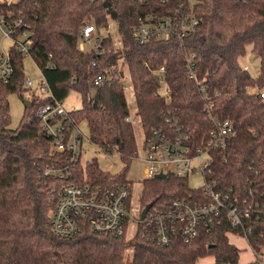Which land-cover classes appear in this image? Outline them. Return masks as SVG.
<instances>
[{
    "label": "trees",
    "instance_id": "trees-1",
    "mask_svg": "<svg viewBox=\"0 0 264 264\" xmlns=\"http://www.w3.org/2000/svg\"><path fill=\"white\" fill-rule=\"evenodd\" d=\"M0 9L22 13L31 33L29 56L54 98L64 102L71 92L81 96V108L70 112L72 127L80 128L85 122L90 142L105 153H117L124 165L121 172L111 174L102 170L96 159L83 165L71 162L67 152L54 151L50 139L41 134L36 115L49 98L37 101L31 96L25 101L29 104H25L20 124L10 128L8 96L15 92L23 96L27 91L23 87L24 56L11 47L14 73L9 83L0 80V264H124L126 234H95L84 224L76 237L61 238L53 235L49 226L54 209L52 190L59 184L109 186L127 181L138 145L133 123L127 122L130 109L125 88L117 80L92 87L95 76L118 67L121 58L145 137L166 128L167 112L173 110L192 141L202 144L213 129L207 109L210 102L203 98L199 82L207 86L213 103L210 112L231 120L235 130L225 149L213 153L208 180L216 181L221 189L233 188V195L247 200H252L250 192L255 194L260 208L245 222L252 228L248 242L256 250L264 247V101L257 92H250L264 89V0H19ZM178 10L201 20L193 33L182 39L137 43L133 29L138 17H170ZM112 18L119 23L121 49L108 33L102 37L103 56L93 49L81 51L83 28L93 23L101 36L102 30L109 31ZM248 47L260 58L257 77L239 62ZM193 55L197 80L190 79L188 72ZM162 67L164 82L158 73ZM164 83L170 103L160 93ZM51 168H68L72 177L46 175ZM201 191L191 189L187 177L144 180L141 207L200 196ZM230 234L244 233L232 227L224 210L191 243L179 239L160 248L138 235L132 264H200L207 257H214L213 264H239L242 250L231 243Z\"/></svg>",
    "mask_w": 264,
    "mask_h": 264
},
{
    "label": "built area",
    "instance_id": "built-area-1",
    "mask_svg": "<svg viewBox=\"0 0 264 264\" xmlns=\"http://www.w3.org/2000/svg\"><path fill=\"white\" fill-rule=\"evenodd\" d=\"M19 0H0V4L14 6ZM167 1V0H163ZM247 1V0H244ZM0 5V8H1ZM201 20L178 10L176 15L155 18L151 15L140 16L133 29V37L138 44L144 45L152 40L182 39L193 33ZM30 29L24 22L21 12L0 9V80L9 83L12 79L14 68L10 61L9 50L11 47L24 57L30 55L32 40ZM95 37V38H94ZM95 40L92 48L98 56H103L106 50L102 47L103 38L98 36L93 23L85 26L81 33L79 49L86 51L85 43ZM8 42V44H7ZM194 55L189 59V78L196 79ZM96 62L93 67H96ZM245 70H249L247 66ZM158 73L164 82V68ZM124 73L118 67L110 71L101 72L92 81V87L98 88L102 84L117 80L122 82ZM33 81L25 79L23 87L27 90L33 87ZM200 91L204 99L210 102L207 109L209 118L213 123L205 136L202 144L196 145L189 130L181 123L180 119L169 110L166 116V128L155 129L146 137L144 154L140 156L137 150L136 160L144 164V180L158 179V175L187 177L201 174L204 185L200 196L190 198H176L161 201L152 205L144 219H139V237L150 245L165 248L177 240L184 243L194 241L202 228L209 227L214 218L219 217L222 211L227 210L231 225L241 229L243 235H235L248 242V234L252 228L245 222L260 208V203L255 194L250 192L252 200L242 198L239 194L233 195L234 189L228 190L218 187L216 181L208 180L213 164V153L225 149L229 139L234 135V124L229 119H221L210 112L213 106L208 88L199 82ZM40 93H32L37 101L49 98L50 101L42 104L36 111L41 122V134L50 139L52 148L56 152L71 154V162L81 161L83 134L80 128L72 127L70 110L63 102L56 100L42 75ZM160 93L171 99L166 84ZM257 93L264 101V89H257ZM127 122H132L131 117ZM55 178L68 179L72 172L68 168H51L45 173ZM132 182H115L107 185H92L89 183L63 182L52 190L54 209L50 216V229L53 235L61 238H74L81 231L84 224H88L95 234L119 237L125 234L126 225L130 215V200ZM231 235V234H230ZM250 246V244H249ZM251 259L243 264H264V247L256 250L251 246ZM241 264V262L239 263Z\"/></svg>",
    "mask_w": 264,
    "mask_h": 264
},
{
    "label": "rangeland",
    "instance_id": "rangeland-1",
    "mask_svg": "<svg viewBox=\"0 0 264 264\" xmlns=\"http://www.w3.org/2000/svg\"><path fill=\"white\" fill-rule=\"evenodd\" d=\"M110 33L117 49H121L120 45V33H119V23L117 19H111L109 22V31L102 30L101 37H105ZM95 38V37H94ZM95 45V40L91 39L85 43L86 51H90ZM121 52V51H120ZM122 55V54H121ZM242 67L247 66L249 72L253 77H257L260 71V58L251 52V47H248L247 55L239 60ZM121 70H125L126 73L122 79V84L125 88L126 97L130 109V117L132 119L133 126L136 132V141L138 145V151L140 156L144 154L146 137L142 131L141 124L139 121L138 111L136 107L135 97L131 85V79L127 67L125 65L124 59L119 60V66ZM24 74L25 79L33 81V87L23 93L15 92L8 96L10 113H11V126L10 128L16 129L21 122L22 116L25 111V101L31 98L32 93H40V84L42 83V72L37 66L34 59L30 56L24 57ZM95 91V89L93 90ZM250 92H257L256 88L250 90ZM64 107L67 110L73 111L81 108V96L76 92H71L69 96L63 102ZM80 129L83 134L82 141V156L81 163L86 165V163L91 162L96 159L102 170L110 172L111 174H117L124 168L119 155L117 153L108 154L101 150L100 147L92 144L89 140V130L85 122L80 125ZM127 179L132 182V194L130 200V217L126 225V239H127V249L124 264H132V254L133 248L139 233V219L141 214V195L143 191L144 182V164H141L138 160H134L130 165L128 170ZM205 183L204 177L201 174H194L188 178V184L191 189H198ZM231 243L237 245L242 250L241 254V264L245 263L247 260L251 259V248L247 242L243 239L230 235L229 237ZM214 257H207L200 260V264H213Z\"/></svg>",
    "mask_w": 264,
    "mask_h": 264
},
{
    "label": "water",
    "instance_id": "water-1",
    "mask_svg": "<svg viewBox=\"0 0 264 264\" xmlns=\"http://www.w3.org/2000/svg\"><path fill=\"white\" fill-rule=\"evenodd\" d=\"M109 7L111 8L110 5H109ZM25 104L28 105L29 102H25ZM157 178H158V179H164V178H165V175L160 174V175H158ZM152 205H153V204L150 203V204H148V205L143 209L142 214H141V219H144V218H145V216L147 215V213H148V211L150 210V208L152 207Z\"/></svg>",
    "mask_w": 264,
    "mask_h": 264
},
{
    "label": "crops",
    "instance_id": "crops-1",
    "mask_svg": "<svg viewBox=\"0 0 264 264\" xmlns=\"http://www.w3.org/2000/svg\"><path fill=\"white\" fill-rule=\"evenodd\" d=\"M7 44H8V42H7ZM242 254V253H241Z\"/></svg>",
    "mask_w": 264,
    "mask_h": 264
}]
</instances>
